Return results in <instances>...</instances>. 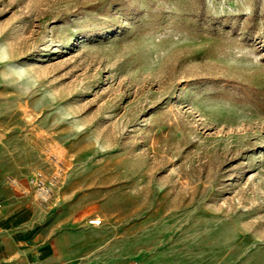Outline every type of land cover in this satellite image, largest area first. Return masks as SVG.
Listing matches in <instances>:
<instances>
[{"label":"rangeland","instance_id":"1","mask_svg":"<svg viewBox=\"0 0 264 264\" xmlns=\"http://www.w3.org/2000/svg\"><path fill=\"white\" fill-rule=\"evenodd\" d=\"M0 167L70 264H264V0H0Z\"/></svg>","mask_w":264,"mask_h":264},{"label":"crops","instance_id":"2","mask_svg":"<svg viewBox=\"0 0 264 264\" xmlns=\"http://www.w3.org/2000/svg\"><path fill=\"white\" fill-rule=\"evenodd\" d=\"M49 219L44 207L20 193L7 171L0 167V264L74 261L75 244H70L67 233L60 230L59 219L56 222ZM82 229L85 231L86 225ZM80 250L86 252L85 247Z\"/></svg>","mask_w":264,"mask_h":264},{"label":"built area","instance_id":"3","mask_svg":"<svg viewBox=\"0 0 264 264\" xmlns=\"http://www.w3.org/2000/svg\"><path fill=\"white\" fill-rule=\"evenodd\" d=\"M34 182L38 186L40 200L43 202L49 201L54 193V189L56 186V178L53 177L48 181H45L42 177L37 176V178L34 179ZM102 222L103 221L100 217L90 218L88 220V223L93 226L100 225L102 224Z\"/></svg>","mask_w":264,"mask_h":264}]
</instances>
